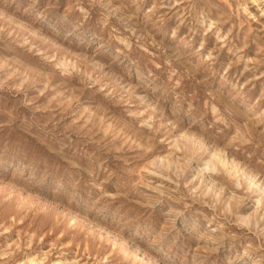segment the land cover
<instances>
[{"label":"rangeland","instance_id":"374dc122","mask_svg":"<svg viewBox=\"0 0 264 264\" xmlns=\"http://www.w3.org/2000/svg\"><path fill=\"white\" fill-rule=\"evenodd\" d=\"M0 264H264V0H0Z\"/></svg>","mask_w":264,"mask_h":264},{"label":"bare ground","instance_id":"6f19581e","mask_svg":"<svg viewBox=\"0 0 264 264\" xmlns=\"http://www.w3.org/2000/svg\"><path fill=\"white\" fill-rule=\"evenodd\" d=\"M199 145H200V144H199ZM221 160H222V159H221ZM225 161H226V160H225ZM224 164H225V163H224ZM206 165H208V164H206ZM223 167H224V166H223ZM210 168H211V167H210ZM213 168H214V167H213ZM213 168H212V169H213ZM226 173H227V172H226ZM228 174H229V173H228ZM228 176H230V175H228ZM249 185H250V184H249ZM250 187H251V185H250ZM251 188H252V187H251Z\"/></svg>","mask_w":264,"mask_h":264}]
</instances>
